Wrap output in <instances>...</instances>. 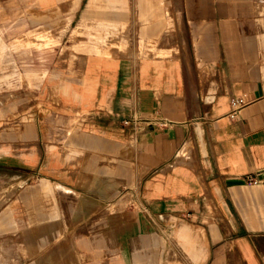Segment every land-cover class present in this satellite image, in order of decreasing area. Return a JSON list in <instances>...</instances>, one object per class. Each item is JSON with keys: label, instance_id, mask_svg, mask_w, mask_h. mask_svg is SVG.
<instances>
[{"label": "crops", "instance_id": "1", "mask_svg": "<svg viewBox=\"0 0 264 264\" xmlns=\"http://www.w3.org/2000/svg\"><path fill=\"white\" fill-rule=\"evenodd\" d=\"M145 1L0 0V30ZM160 3L166 55L63 35L24 60L37 82L0 105V264H264V0Z\"/></svg>", "mask_w": 264, "mask_h": 264}, {"label": "rangeland", "instance_id": "2", "mask_svg": "<svg viewBox=\"0 0 264 264\" xmlns=\"http://www.w3.org/2000/svg\"><path fill=\"white\" fill-rule=\"evenodd\" d=\"M159 1V2H158ZM130 3V2H129ZM111 5L110 2L107 3ZM140 4V3H139ZM139 5V17L133 14L129 22L120 23L110 17H83L76 27L66 22H11L0 30V105L25 90L29 83H36L38 75L24 73L23 62L27 58L40 59L56 55V46L80 44L105 47L110 51L133 50L139 54L166 55L169 51L158 48L159 29L163 24L157 20L158 9L164 8L160 0H146ZM131 5V4H130ZM129 5V6H130ZM136 10L135 3L130 6ZM142 7L145 10H142ZM107 11L111 12L110 8ZM146 11V16L143 15ZM153 16V17H152ZM143 20H149L146 23ZM70 29V32L66 30ZM38 61V60H37ZM15 62V65L11 64Z\"/></svg>", "mask_w": 264, "mask_h": 264}, {"label": "built area", "instance_id": "3", "mask_svg": "<svg viewBox=\"0 0 264 264\" xmlns=\"http://www.w3.org/2000/svg\"><path fill=\"white\" fill-rule=\"evenodd\" d=\"M246 104H247V102H246V100L244 98H242V97H236V98H234L233 101H232V109L229 112V116L231 118L235 119L238 116L241 108L243 106H245ZM246 179L248 181H250V182H254V183L258 182V180L254 176L248 175L246 177Z\"/></svg>", "mask_w": 264, "mask_h": 264}]
</instances>
